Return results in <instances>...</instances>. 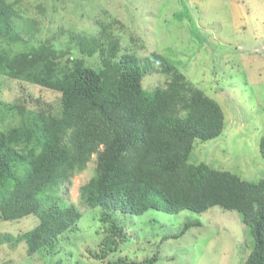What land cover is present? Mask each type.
Segmentation results:
<instances>
[{
  "label": "trees",
  "instance_id": "trees-1",
  "mask_svg": "<svg viewBox=\"0 0 264 264\" xmlns=\"http://www.w3.org/2000/svg\"><path fill=\"white\" fill-rule=\"evenodd\" d=\"M18 18L15 4L0 0L2 41L27 43L15 26ZM99 25L94 34L69 32L80 55L51 39L18 51L0 46V74L58 93L51 101L30 93L24 102L0 101V218L39 219L28 231L9 234L11 244L24 241L29 255L57 252L60 238L82 218L61 190L95 156L94 174L80 192L87 206L102 210L95 258H110L128 240L114 210L202 214L216 206L238 214L252 236L243 264H264V174L247 180L189 160L198 140L223 134L221 104L160 52L140 57L123 50L120 38ZM96 54L101 66L85 57ZM153 73L166 81L146 88L144 78ZM259 151L264 160V134ZM199 224L187 222L182 232Z\"/></svg>",
  "mask_w": 264,
  "mask_h": 264
},
{
  "label": "rangeland",
  "instance_id": "rangeland-1",
  "mask_svg": "<svg viewBox=\"0 0 264 264\" xmlns=\"http://www.w3.org/2000/svg\"><path fill=\"white\" fill-rule=\"evenodd\" d=\"M20 18L15 26L25 42L0 46L12 51L28 49L51 39L80 55L69 40L72 30L108 33L120 38L123 50L146 57L156 50L222 106L226 128L217 138L196 142L191 163L206 162L234 171L247 180L264 174L259 143L264 134V0H8ZM29 27H32L31 29ZM100 65L98 54L85 56ZM163 73L148 74L146 88L164 83ZM54 100L58 93L0 74V101L24 102L28 94ZM215 95V96H214ZM1 113V108H0ZM0 122V127H1ZM95 156L87 168L61 190L68 204L82 213L78 229L64 234L55 254L27 253L26 243L11 244L15 235L39 221L31 215L19 222L0 218V264H243L253 239L240 216L220 207L198 214L150 209L134 215L121 210L113 217L129 235L120 250L105 260L98 251L104 224L100 207L81 199V186L94 174ZM198 221L183 232L187 222ZM156 254L150 263L144 260Z\"/></svg>",
  "mask_w": 264,
  "mask_h": 264
}]
</instances>
